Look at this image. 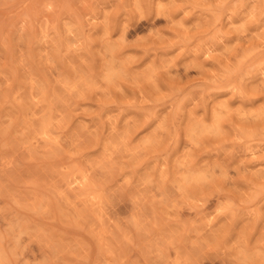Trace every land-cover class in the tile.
<instances>
[{
  "label": "rangeland",
  "instance_id": "rangeland-1",
  "mask_svg": "<svg viewBox=\"0 0 264 264\" xmlns=\"http://www.w3.org/2000/svg\"><path fill=\"white\" fill-rule=\"evenodd\" d=\"M0 264H264V0H0Z\"/></svg>",
  "mask_w": 264,
  "mask_h": 264
}]
</instances>
